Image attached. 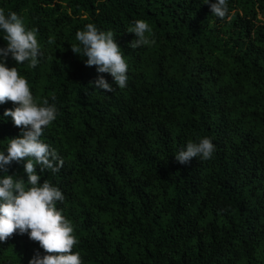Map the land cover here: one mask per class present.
Masks as SVG:
<instances>
[{
    "label": "trees",
    "instance_id": "1",
    "mask_svg": "<svg viewBox=\"0 0 264 264\" xmlns=\"http://www.w3.org/2000/svg\"><path fill=\"white\" fill-rule=\"evenodd\" d=\"M228 7L219 19L202 0H0L43 51L36 68L17 67L38 101L57 105L41 139L64 166L36 171L65 196L57 208L82 264H264V0ZM136 19L152 42L134 49ZM88 23L113 31L129 66L124 89H96L99 75L113 78L72 51ZM9 108L0 104V117ZM19 134L0 118V147ZM201 137L213 158L178 163ZM24 163L0 174L27 181ZM36 251L45 254L13 233L0 264H28Z\"/></svg>",
    "mask_w": 264,
    "mask_h": 264
},
{
    "label": "clouds",
    "instance_id": "2",
    "mask_svg": "<svg viewBox=\"0 0 264 264\" xmlns=\"http://www.w3.org/2000/svg\"><path fill=\"white\" fill-rule=\"evenodd\" d=\"M210 7L211 14L224 19L229 14L228 0H202ZM135 34L132 48H142L152 41V28L144 19H136L128 28ZM0 36L7 42L0 47V104L14 102V108L5 109L3 117H11L20 127L17 137L9 138L0 147V173H7L14 161H25L27 181L14 175L0 174V242L13 233L27 234L39 242L45 252L36 251L28 264H82L79 252L73 248L78 243L72 223L57 208V202L65 199L62 191L45 180L39 183L36 165L41 171L47 169L57 173L64 166V160L57 150L45 143L41 137L57 118L58 108L47 99L38 101L30 89L28 80L21 75L17 66L27 64L36 68L43 56L41 45L34 29H29L23 17L15 11L0 9ZM77 44H71L72 51L86 57L87 66H96L97 73H108L113 78L109 83L103 75L91 82L96 89L113 93L115 88L124 89L128 82V63L111 30L99 29L88 23L75 33ZM11 57L16 66L9 67ZM115 86V87H114ZM55 100V97L52 98ZM215 145L211 138L201 137L188 141L176 152L180 164H188L192 158L206 161L213 158Z\"/></svg>",
    "mask_w": 264,
    "mask_h": 264
}]
</instances>
